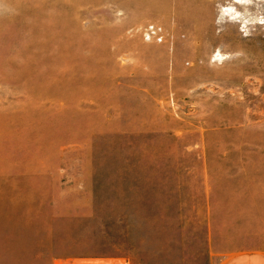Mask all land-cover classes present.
<instances>
[{"label":"rangeland","instance_id":"rangeland-1","mask_svg":"<svg viewBox=\"0 0 264 264\" xmlns=\"http://www.w3.org/2000/svg\"><path fill=\"white\" fill-rule=\"evenodd\" d=\"M264 264V0H0V264Z\"/></svg>","mask_w":264,"mask_h":264},{"label":"crops","instance_id":"crops-1","mask_svg":"<svg viewBox=\"0 0 264 264\" xmlns=\"http://www.w3.org/2000/svg\"><path fill=\"white\" fill-rule=\"evenodd\" d=\"M52 264H131V262L123 256H80L55 259Z\"/></svg>","mask_w":264,"mask_h":264},{"label":"bare ground","instance_id":"bare-ground-1","mask_svg":"<svg viewBox=\"0 0 264 264\" xmlns=\"http://www.w3.org/2000/svg\"><path fill=\"white\" fill-rule=\"evenodd\" d=\"M234 1H235V3H236V2H241V1H244V2H245V1H247V0H234ZM248 1H249V0H248Z\"/></svg>","mask_w":264,"mask_h":264}]
</instances>
